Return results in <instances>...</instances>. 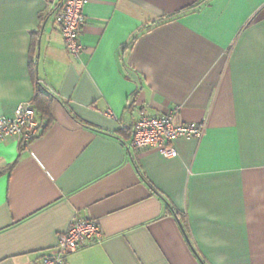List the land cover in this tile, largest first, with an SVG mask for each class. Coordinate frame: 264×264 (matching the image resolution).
Listing matches in <instances>:
<instances>
[{
    "label": "crops",
    "instance_id": "1",
    "mask_svg": "<svg viewBox=\"0 0 264 264\" xmlns=\"http://www.w3.org/2000/svg\"><path fill=\"white\" fill-rule=\"evenodd\" d=\"M59 1L0 0V116L42 124L35 79L52 95L39 135L0 140V264H42L75 214L102 237L64 264H264V0H83L79 58ZM177 105L199 137L128 146L139 108Z\"/></svg>",
    "mask_w": 264,
    "mask_h": 264
},
{
    "label": "built area",
    "instance_id": "2",
    "mask_svg": "<svg viewBox=\"0 0 264 264\" xmlns=\"http://www.w3.org/2000/svg\"><path fill=\"white\" fill-rule=\"evenodd\" d=\"M51 14L63 36L67 52L79 58L84 49L80 33L85 23L83 0H60ZM179 106L150 114L143 107L129 128L128 146L133 149L156 148L164 156H175L177 151L173 141L177 138L199 137L204 128L203 122H176ZM40 123L31 102H21L12 116H0V140L15 136L21 143L33 140L39 133ZM102 229L91 218L75 214L65 231L57 235L52 254L44 255L42 264H64L65 255L79 247L99 241Z\"/></svg>",
    "mask_w": 264,
    "mask_h": 264
},
{
    "label": "trees",
    "instance_id": "3",
    "mask_svg": "<svg viewBox=\"0 0 264 264\" xmlns=\"http://www.w3.org/2000/svg\"><path fill=\"white\" fill-rule=\"evenodd\" d=\"M191 6H189L190 8ZM189 8H186V9H189ZM179 12H174L172 14H167V15H163V16H160L156 21L154 22H161V21H165L167 19H170V18H173L175 15H177ZM49 12L42 16V15H39V20H42V22L44 21L45 23V20L48 18L49 16ZM153 22V23H154ZM43 23V24H44ZM133 41V39L131 40V42ZM29 68H30V72H31V75L33 78H37L38 75H37V70H36V67L33 66L32 64L29 65ZM51 92L49 90H47L42 84H40V82L35 79V90H34V96H33V101L35 102V107L39 110L40 114H41V117L45 120L44 123L40 124V130H39V133L42 132L48 125V123L50 122L51 120V113H50V109H51ZM63 104L67 105L66 102H63ZM38 133V135H39ZM127 135L129 137V129H128V132H127ZM32 141V140H31ZM20 142V141H19ZM30 142V141H29ZM29 142L27 143H21L20 142V148L22 149L23 147H25ZM202 262V260H201ZM203 263V262H202ZM204 264V263H203Z\"/></svg>",
    "mask_w": 264,
    "mask_h": 264
}]
</instances>
